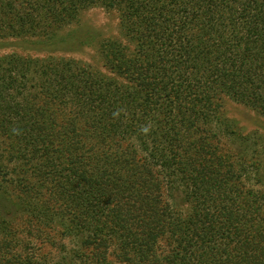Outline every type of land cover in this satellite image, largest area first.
<instances>
[{
    "label": "trees",
    "instance_id": "16d2710c",
    "mask_svg": "<svg viewBox=\"0 0 264 264\" xmlns=\"http://www.w3.org/2000/svg\"><path fill=\"white\" fill-rule=\"evenodd\" d=\"M94 7L113 76L0 56V264H264V141L222 103L264 117V0H0V38Z\"/></svg>",
    "mask_w": 264,
    "mask_h": 264
},
{
    "label": "rangeland",
    "instance_id": "374dc122",
    "mask_svg": "<svg viewBox=\"0 0 264 264\" xmlns=\"http://www.w3.org/2000/svg\"><path fill=\"white\" fill-rule=\"evenodd\" d=\"M60 43L41 41L37 37L0 38V56H17L34 63L48 60H76L92 66L102 74L113 76L101 54V44L107 39L121 38L116 12L102 7L82 11L79 18L65 27ZM83 40V45L79 41ZM225 115L235 120L245 134L264 141V117L247 105L227 98L223 102ZM235 148L238 144L232 143Z\"/></svg>",
    "mask_w": 264,
    "mask_h": 264
},
{
    "label": "clouds",
    "instance_id": "9594fccd",
    "mask_svg": "<svg viewBox=\"0 0 264 264\" xmlns=\"http://www.w3.org/2000/svg\"><path fill=\"white\" fill-rule=\"evenodd\" d=\"M147 130H148L147 128L143 129V131H145V132H146Z\"/></svg>",
    "mask_w": 264,
    "mask_h": 264
}]
</instances>
